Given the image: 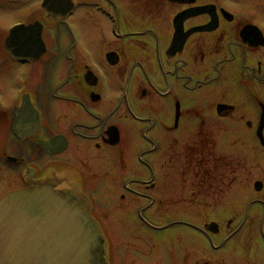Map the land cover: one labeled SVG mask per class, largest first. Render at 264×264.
Listing matches in <instances>:
<instances>
[{
	"label": "flooded vegetation",
	"instance_id": "obj_1",
	"mask_svg": "<svg viewBox=\"0 0 264 264\" xmlns=\"http://www.w3.org/2000/svg\"><path fill=\"white\" fill-rule=\"evenodd\" d=\"M0 5L34 25L16 49L45 52L22 62L0 34V75L10 57L23 77L0 96V198L46 183L74 196L107 264H264V0ZM81 10L91 29L71 23Z\"/></svg>",
	"mask_w": 264,
	"mask_h": 264
},
{
	"label": "water",
	"instance_id": "obj_2",
	"mask_svg": "<svg viewBox=\"0 0 264 264\" xmlns=\"http://www.w3.org/2000/svg\"><path fill=\"white\" fill-rule=\"evenodd\" d=\"M9 51L23 59L43 55L22 54L12 47ZM0 264H107L106 245L96 222L75 197L40 184L0 200Z\"/></svg>",
	"mask_w": 264,
	"mask_h": 264
},
{
	"label": "rangeland",
	"instance_id": "obj_3",
	"mask_svg": "<svg viewBox=\"0 0 264 264\" xmlns=\"http://www.w3.org/2000/svg\"><path fill=\"white\" fill-rule=\"evenodd\" d=\"M22 10H24V8H17V6H8V8L6 9L2 7V5H0V34L6 30V27L9 28L10 25H12L14 22L22 20L20 16L22 14ZM81 12L82 10L73 19H71V23H73L74 25H78L80 30L83 28L91 29L89 23L80 26V22L78 18H80ZM98 54L99 53L97 52H84V53H75V56L78 60H80L82 57L84 61L96 62L98 59L101 60ZM4 61L8 63L7 65L9 67L3 77L2 75H0V81L4 85V87L1 89L0 96L3 97L4 99H8L10 98V95H13L16 92L19 84L22 83L23 77L21 71L16 69L17 66L15 64H12L14 60H12L10 57H4ZM53 61H54V56L49 54V56H47L43 61L34 62L33 65H35V67L40 66L41 77L48 78L54 75V69L52 65ZM33 65H30L29 67H33ZM189 149H187L184 152L185 160L199 159V158H203L204 160H210L211 157L210 147H208V149L205 152L202 149L201 150L195 149L194 147H190ZM193 153L194 155L192 156ZM155 259L164 260V264H167V262L165 261V257L164 258L155 257Z\"/></svg>",
	"mask_w": 264,
	"mask_h": 264
}]
</instances>
